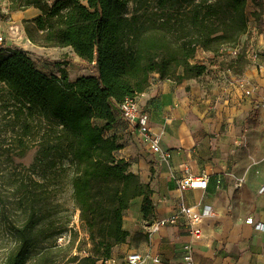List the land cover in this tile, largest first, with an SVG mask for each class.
I'll use <instances>...</instances> for the list:
<instances>
[{
    "label": "trees",
    "instance_id": "16d2710c",
    "mask_svg": "<svg viewBox=\"0 0 264 264\" xmlns=\"http://www.w3.org/2000/svg\"><path fill=\"white\" fill-rule=\"evenodd\" d=\"M250 1L262 33L263 2ZM7 3L9 13L38 11L22 21L31 44L69 48L94 62L95 74L70 81L58 63L57 73L47 75L24 50L0 46V264L103 263L130 236L123 218L133 200L141 199L146 225L154 213L150 185L116 155L122 149L115 132L122 119L118 105L144 93L153 74L177 84L203 78L210 68L195 62L198 51L211 55L222 73L241 78L250 66L243 51L219 59L248 31V0ZM5 18L0 6V21ZM31 149L35 156L26 175L14 158ZM57 159L68 162L84 249L80 241L74 247L76 236L64 245L48 243L62 232L49 219L50 187L59 176L50 170Z\"/></svg>",
    "mask_w": 264,
    "mask_h": 264
},
{
    "label": "crops",
    "instance_id": "0c3cea01",
    "mask_svg": "<svg viewBox=\"0 0 264 264\" xmlns=\"http://www.w3.org/2000/svg\"><path fill=\"white\" fill-rule=\"evenodd\" d=\"M33 10L29 8L26 13ZM255 25L251 21L250 30ZM261 34L264 36V29ZM256 42L264 49V37ZM209 58L211 55L198 51L195 61L206 62ZM211 62L214 64L209 66L210 72L224 76L215 65L216 60ZM257 64L261 69L250 65L242 76L247 86L253 87L249 97L244 96V89L233 78L229 83L214 82L204 93L199 83L202 78L177 84L151 75L150 85L138 102L148 115L152 131L161 136L160 146L169 153L168 159L150 152L119 117L116 123V134L122 144L116 155L125 159L130 170L148 183L153 192L152 222L176 214L180 203L199 213L210 208V214L201 222L203 237L193 243L194 264H264V191L261 192L264 176L257 177L248 171V184L239 193L249 200L240 203L232 180L226 177L230 170L226 169L227 158L223 153L224 145L234 139L232 118L238 113L233 105L248 100L255 111L264 108V54ZM115 113L118 114L116 110ZM188 175H206V188L180 190L179 183ZM140 205L141 199L137 198L126 211L123 222L130 236L113 249L111 259L121 264L128 253L136 251L159 259L158 263L149 259L146 264H184L183 246L192 243L187 219L179 217L174 226L148 234ZM249 217L253 224L245 223Z\"/></svg>",
    "mask_w": 264,
    "mask_h": 264
},
{
    "label": "rangeland",
    "instance_id": "374dc122",
    "mask_svg": "<svg viewBox=\"0 0 264 264\" xmlns=\"http://www.w3.org/2000/svg\"><path fill=\"white\" fill-rule=\"evenodd\" d=\"M47 1L49 3L53 2V0ZM0 6L1 12L6 17L3 21H0L1 47L24 50L34 61L35 66L47 75L56 74L59 64L67 70L70 81H74L80 76H91L95 74L91 63L76 60L73 58L69 49L42 48L28 42L22 28V21L36 17L38 15L36 9L32 13H26L27 11L9 13L7 0H0ZM261 29H264V22ZM211 61H213L211 58L206 61L209 66L214 64ZM223 80L226 81L227 77L218 76L217 73L209 72L199 83L202 90H204L203 92L206 93L209 85H213L214 82H223ZM232 108L238 114L232 118L234 120V139L224 145L223 148V153L227 158L226 169L230 170L226 177L230 178L233 182L235 192H237V201L244 203L249 198L243 196L239 191L248 184V171L254 173L253 175L257 177L264 176V108L260 111H255L251 108L250 101L248 100L244 102L239 101ZM194 116L198 119L201 118L196 113H194ZM7 137H9V134H7ZM34 156L35 151L31 149L21 157L14 158L15 162L21 165L19 166V170L22 173H26V175L31 173L28 170L33 162ZM50 172L51 174L56 173L59 176L54 180L57 185L50 187L54 189L55 193L50 200L54 209L53 212L51 211L49 219L53 222L54 227L62 232L56 237L50 236L48 243L64 245L70 237L76 236L74 247L80 241V247L84 249L86 236L80 227L78 219L79 212L76 210L72 200V189L70 186L71 173L68 169V162L63 159H57ZM1 241L2 239L0 238ZM72 251L75 252V249L73 248Z\"/></svg>",
    "mask_w": 264,
    "mask_h": 264
},
{
    "label": "built area",
    "instance_id": "2783aa9c",
    "mask_svg": "<svg viewBox=\"0 0 264 264\" xmlns=\"http://www.w3.org/2000/svg\"><path fill=\"white\" fill-rule=\"evenodd\" d=\"M263 2V10H264V0ZM247 15L249 16L248 26L250 22L253 21L250 13L253 11V5L250 0L247 3ZM250 27V26H249ZM248 27V31L243 37V40L236 47H224L221 50L220 59L224 57L234 58L240 51H243L247 59L250 61V65H256L258 69H261L257 63H259L260 57L264 54V49H260L257 46L256 40L262 36L254 27L252 30ZM2 42V38L0 37V45ZM29 42V41H28ZM30 43V42H29ZM264 45V42H263ZM198 63H206L204 60L195 61ZM94 66V62L91 63ZM229 78H227L226 82H231L232 78L234 81H237L240 88H243V94L245 97H249L252 95V88L247 86V82L241 77L236 78L230 75V72L227 71ZM142 95V94H141ZM126 99L122 104L118 105V110L121 113V118L124 121L126 128L130 131L135 132V134L139 137L144 145L147 146L148 150L153 154L159 155L162 159H168L169 153L161 149L160 142L161 136L154 133L152 128L149 125V118L146 112L141 109V106L138 102V98ZM208 184V177L206 175L194 176L188 175L185 179H183L179 183L180 190L187 189H205ZM264 191V186L261 189V192ZM210 214V208L207 207L203 210V212H195L190 208L186 207L183 203H180L178 206V212L169 218L159 219L153 221L150 225H146V230L148 234H154L159 231L160 228L164 226H174L177 223L179 217H185L188 221V231L189 236L192 239V243H187L183 246V260L184 264H194L193 262V243L196 241H200L203 237L201 222L203 217L208 216ZM246 224H253V219L249 217L245 221ZM261 226L256 225V228H260ZM151 259L148 254L139 253L136 251H132L126 255L121 264H146L147 261ZM151 262L158 263L159 259L152 258ZM102 264H116L113 259H108L104 261Z\"/></svg>",
    "mask_w": 264,
    "mask_h": 264
}]
</instances>
